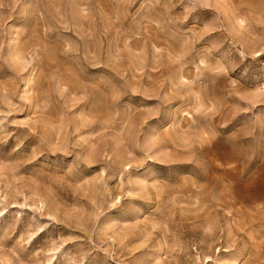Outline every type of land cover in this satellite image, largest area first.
Returning <instances> with one entry per match:
<instances>
[{
    "label": "rangeland",
    "instance_id": "rangeland-1",
    "mask_svg": "<svg viewBox=\"0 0 264 264\" xmlns=\"http://www.w3.org/2000/svg\"><path fill=\"white\" fill-rule=\"evenodd\" d=\"M0 264H264V0H0Z\"/></svg>",
    "mask_w": 264,
    "mask_h": 264
}]
</instances>
